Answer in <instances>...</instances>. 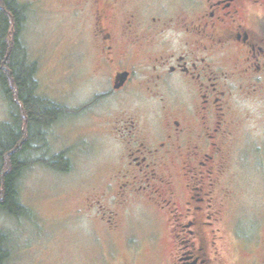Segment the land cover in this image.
I'll return each mask as SVG.
<instances>
[{
	"label": "flooded vegetation",
	"instance_id": "af4514ba",
	"mask_svg": "<svg viewBox=\"0 0 264 264\" xmlns=\"http://www.w3.org/2000/svg\"><path fill=\"white\" fill-rule=\"evenodd\" d=\"M10 1L3 13L21 38L27 3ZM28 1L77 22L82 67L72 109L36 86L58 109L29 135V160L88 183L75 212L92 214L102 246L114 244L103 264H132L155 235L133 228L147 224L167 229L168 264H227L228 227L246 253L260 247L238 230L232 172L264 168V0ZM73 90L68 82L63 96ZM55 124L82 132L77 144L49 131ZM94 142L105 168L83 180Z\"/></svg>",
	"mask_w": 264,
	"mask_h": 264
},
{
	"label": "rangeland",
	"instance_id": "374dc122",
	"mask_svg": "<svg viewBox=\"0 0 264 264\" xmlns=\"http://www.w3.org/2000/svg\"><path fill=\"white\" fill-rule=\"evenodd\" d=\"M23 1H26L27 9L21 40L29 60L37 65L38 94L48 95L60 106L72 109L79 100L78 85L82 73L78 64V24L64 17L62 9L55 4L56 11L48 13L34 8L28 0ZM66 82L74 88L69 98L63 96ZM2 92L0 87V124L10 121L9 106ZM11 126L13 131L14 125ZM49 131L57 133L61 141L64 137V140L68 138L70 143L76 144L82 133L73 126L63 127L61 124L53 125ZM9 138L8 132H0V142ZM97 144L94 142L95 151L84 156L81 162L83 180H88L93 172L104 167L105 151ZM25 158L28 162L18 179L17 190L20 202L28 211L18 217L0 212V231L7 237L9 251L4 264H103V256L106 252L112 254L114 244L102 246L98 231L90 225L92 214L80 217L75 212L88 195L83 193L88 183L55 174L40 163H31V152H27ZM260 169L247 163L245 169L235 165L232 172L233 196L240 195L242 202L238 230L249 240L258 241L260 247L246 253L228 227L225 241L227 264H246L248 258L264 257V168ZM133 230L138 234L151 235L154 232L155 235L139 247L132 264H168V254L173 252V247L168 242L166 228H151L147 224ZM251 253H255L254 257L250 256Z\"/></svg>",
	"mask_w": 264,
	"mask_h": 264
},
{
	"label": "trees",
	"instance_id": "16d2710c",
	"mask_svg": "<svg viewBox=\"0 0 264 264\" xmlns=\"http://www.w3.org/2000/svg\"><path fill=\"white\" fill-rule=\"evenodd\" d=\"M5 1L3 6L0 2V87L9 106L10 121L0 124V132H8L10 138L0 142V212L18 217L28 211L19 200L17 182L26 165L24 156L28 152L29 135L36 134L43 122L57 114L58 108L49 103L45 107L43 99L34 95L37 65L28 58L19 35V21L14 24L3 13L4 8L14 10V4ZM19 114L24 119L20 124ZM11 125H14L13 131ZM6 245L7 237L0 231V264L9 257Z\"/></svg>",
	"mask_w": 264,
	"mask_h": 264
},
{
	"label": "bare ground",
	"instance_id": "6f19581e",
	"mask_svg": "<svg viewBox=\"0 0 264 264\" xmlns=\"http://www.w3.org/2000/svg\"><path fill=\"white\" fill-rule=\"evenodd\" d=\"M6 66V65H5ZM24 226V225H23Z\"/></svg>",
	"mask_w": 264,
	"mask_h": 264
}]
</instances>
